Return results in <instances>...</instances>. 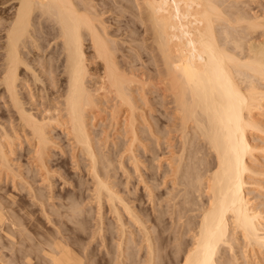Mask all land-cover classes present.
Listing matches in <instances>:
<instances>
[{
    "label": "bare ground",
    "instance_id": "obj_1",
    "mask_svg": "<svg viewBox=\"0 0 264 264\" xmlns=\"http://www.w3.org/2000/svg\"><path fill=\"white\" fill-rule=\"evenodd\" d=\"M132 1L131 7L136 8L132 14L145 26L139 38L130 35L131 31L138 32L132 21L123 30L107 22L119 4L125 5L122 0H0V97L5 107L0 111V176L12 178L23 188L26 183L33 198L45 205L54 195L50 156L59 144L53 133L59 128L73 146L72 157L77 159L81 153L89 160L93 200L100 208L107 204L119 223L120 233L116 234L120 240L115 251L114 244L110 247L108 264H139L134 259L138 249L132 246L136 230L146 242L147 264H160L169 258L156 242L163 236L165 213H170L174 227L168 238L172 239L171 246L177 241L173 250L178 264L238 262L232 254L233 258L228 256L224 261L222 254L225 246L234 250L239 239L245 243V252H263L264 217L249 198L247 185L251 174L261 173L253 163L257 144L252 134L264 133V123L256 116V111H264V91L254 83L264 82V38L254 42L249 35L251 29L264 27V18L249 17L244 6H238L242 0ZM142 48L149 57L147 63L141 61ZM244 48L248 53L240 56L236 50ZM39 95L49 103H39ZM106 111L111 122L108 127L112 125L121 138L119 142L114 138L110 148L109 131L113 128H106L104 138L99 135L103 139L95 138L93 131L97 118L106 119ZM142 114L147 115V123H143L147 130L140 126L145 120ZM162 115L167 117L166 124ZM144 132L148 137L143 138L152 143V157H160L159 168L163 165L161 157L166 155L164 172L157 175L156 165V173L151 174L157 179L155 185L171 180V187L177 190L170 193L174 194L171 205H161L163 209L155 194L158 204L152 207L154 214L149 210L146 215L142 205L136 209L132 197L117 188L121 178L109 173L116 165L112 163L114 156L110 157L115 154L111 145L122 142L120 148L116 145L120 155L115 154L120 158L115 159L117 164L125 168L129 180L133 171L140 181L145 180L146 169L142 173L144 163L141 165L136 151L137 145L144 143L140 137ZM99 140H104L103 147ZM164 144L169 151L161 153ZM23 148L30 168L45 185L38 191L31 181L34 177L23 173L16 163L24 155ZM126 154L134 170L127 166ZM119 167L115 168L118 172ZM147 181L151 180L144 183ZM151 186L147 188L152 196L156 186ZM4 193L0 194V227L7 224L12 228L16 222L2 202L8 198L5 200L13 208L18 198L9 191ZM125 214L130 228L136 226L129 234L135 252L124 249L129 223ZM148 220H152L153 232L146 224ZM186 234H191V239L183 243ZM7 237L10 243L15 241L13 232ZM49 244L51 249H42L44 262L37 264H86V259L66 242L52 239ZM25 256V264H35ZM1 260L0 264L6 263Z\"/></svg>",
    "mask_w": 264,
    "mask_h": 264
},
{
    "label": "rangeland",
    "instance_id": "obj_2",
    "mask_svg": "<svg viewBox=\"0 0 264 264\" xmlns=\"http://www.w3.org/2000/svg\"><path fill=\"white\" fill-rule=\"evenodd\" d=\"M109 1L112 2V0H109ZM119 2L121 3V0H119ZM221 2L222 1H220V3ZM242 3H243V5H242ZM109 4L110 3H108V5ZM122 4L123 5L125 4V5L121 6L119 4L120 8L116 7V10L112 11L111 14H109L110 16H107V22L109 21L108 24L111 23L112 26H116V25H118L119 27L121 26L120 29L123 30L124 29L123 26H125V24L127 22L132 21L136 24L135 28L138 29V32L133 31V33H132V31H131L130 35L132 36V34H133V37L139 38L140 32H142L144 30L145 26H144V23H142L137 17H135V15H133V14H136V8L131 7V5H134V2L132 0H124V1L122 0ZM239 4L240 5H238V6H240L241 8H243V6H244L245 12L247 11L246 13H248L249 17H251V18L258 17L259 19L264 18V0H245V1L242 0V2H239ZM111 5H112V3L110 4V6ZM126 5H128V6H126ZM125 6H126V8H125ZM222 6L224 7V5H222ZM127 7H129V8H127ZM225 7H226V5H225ZM226 8H228V7H226ZM234 9H238V8L234 7ZM118 10H120V11L118 12ZM134 20H136L137 23ZM131 29H133V28H131ZM249 38L254 42H259L261 39L264 38V27L261 26V27H258L257 29H253V30L251 29ZM143 50L144 49L142 48L141 53L142 54L144 53V54L143 55L141 54V56H142L141 61L143 59V61L146 62L148 60H145V59H149V57L147 55V52L145 53V51H143ZM236 52L240 56H244L246 53H248V50L245 48L243 50L237 49ZM141 61H139V62L141 63ZM139 62H137V63H139ZM140 63H139V65H140ZM135 64H136V62H135ZM136 65L138 66V64H136ZM147 65L149 66L150 64H147ZM138 67H137V69H138ZM141 67H140V69H141ZM143 67H145L144 68L145 70L148 69L146 66H143ZM144 69H141V70L145 71ZM251 79L255 80L254 78H251ZM256 81H258V80H256ZM256 81L254 83H257L259 88L262 91H264V82H262V81L256 82ZM246 84H248V83L245 82V85ZM39 96L37 98H38V102L40 103L44 98L42 99L41 96H40L41 98H39ZM151 96H153V95H151ZM43 101L46 102L47 100H43ZM46 103H49V102H46ZM3 106H4V99H2L0 97V111L5 109V107H3ZM109 108H111V107H109ZM104 113H105L104 115L106 117L105 120L102 118L100 119V117L95 120L96 125L94 126L95 128L93 129V131L98 132V134H96V132H94L96 134V135L94 134L95 138H96V136H98L100 139H103L104 138L103 136H105V134H108V130H106V128H108L109 130L111 128H113L112 125L109 126L110 128L107 125V124L111 123L109 120L110 115H109L108 111H106ZM146 116H147L146 114H142L141 119L144 118L145 120L144 119L143 120L146 121V118H145ZM256 116H257V118H260V120H262L264 123V111H256ZM107 117H109V118H107ZM162 118H163L162 121L166 124L167 117L165 115H162ZM144 121L142 123H140V124H142V125H140L141 127L142 126L144 127L145 124L147 123V121L146 122H144ZM143 123H145V124L143 125ZM146 127H144L145 130H147ZM144 128H143V130H144ZM103 130H104V132H103ZM114 130H115V128H113L109 131V133L111 132L112 134L110 133L111 134L110 135L111 139L109 140L110 143L108 144V142H107L108 148H110L109 147L110 144H113L114 138L118 142L121 141V138L117 135L118 133L115 134L116 131H114ZM139 131H142V130L139 129ZM105 132H107V133H105ZM113 132H114V134H113ZM53 133L55 136L57 135L56 138H57V141L59 142L58 146L55 147V149H53L51 151V156H50V160H52V162H51L52 164H50V166L52 167L51 170H52V181L54 183V186H53L54 195L50 199L45 200V202H46L45 205H41L39 201H36L33 198V196L29 193L28 187H26V183L25 184L23 183L25 185L23 188V186L20 184H14L12 181V178H8V179L4 178L3 179L0 176V186L3 187V188L0 187V188H2V190L0 191V194L4 195L5 194L4 192L8 193V191H9V192L15 194L18 198V202L15 203V205L13 204V208L8 206L10 203V202H6V200L8 198L7 199L5 198L6 200L3 198L4 201L2 203L5 204V205L4 204L3 205L6 207V211L8 212V214L14 218L16 225L13 226L12 228L8 227L7 224L3 225V227H0V259H2L4 261V263L6 262L5 264H25L23 257L25 255H29L34 260L35 264H37V262L42 263L41 260H43V259H41V258H44V255H43L44 253L42 252L43 247L46 249H51L49 242L52 239H60L64 243L66 242L67 245L69 244L70 247L74 248V250L77 253L82 255L84 257V259H86L85 260L86 264H88V262H89V264H108L107 258L110 254L109 249L112 246V244H114V245H116V246L113 245L114 251H115V249L117 248V245H118L116 243H118L120 240L119 234L118 233H117L118 235L116 234V232H118L120 230L119 223L115 222L116 221L115 215L113 212H111V210L107 204H105V206H103L102 207L103 209H102V208L97 206L98 204L95 203L96 201H94L92 198V194H91V192H92L91 188L92 187L91 186L93 185L94 182L91 180V177L88 174L89 172L87 169H89L88 167H90V166H88L89 160L87 159V157H85V156L83 157V156H81L82 154L79 153V156L77 157L78 160L76 158H73L72 157L73 156V150H72L73 146L69 143L68 137L66 136V134L62 131V129H59V128L55 129ZM101 133H103L104 135ZM141 133L142 132H140V134ZM144 133H146V132H144ZM144 133L142 136H140L141 140H142L144 135L146 137H148V134L147 133L144 134ZM254 133L252 134V137H253L252 140L254 139V141H253V142H255L254 144L255 145L257 144V154L255 155L256 157L254 156L255 159L253 158L254 162L253 161L252 162L257 167L256 168L257 170H258V168L260 169L259 171H261V173L260 172L258 173V171L255 170V171H257V173L256 174L253 173L254 175L251 174L253 176L250 175V179L252 181H250L251 183H249V185H247V187H248V191H249L248 192L249 198L253 201L254 207L255 208L257 207L256 208L257 210L260 209L258 211H260V213H262V216L264 217V133H262V132H254ZM99 135H101L103 138H101V136H99ZM98 137H97V139H98ZM146 137H145V139L143 138L144 139L143 144H145V145L141 144L142 142L140 141L141 143H139L137 145L136 151L139 152V153H137L138 157L139 158L141 157V160H140V162H142L141 165H143V163H144V165H146V166L143 165L144 170H141L142 173L146 172L145 173V180L148 179L154 183L153 184V183H151V181H147L148 184L147 183L146 184L148 186H149V184H150V186L153 185V186H151V188L152 187L154 188L158 182L155 183L157 179L155 180V175H153L154 176V179H153L151 174H153L152 172H154V174L156 173L155 172V171H157L156 165L158 166V164L160 163L159 162L160 157H158L159 159L158 158L155 159L152 157L153 154H151V149H150V146H152V143L150 140L149 141L150 144H149L148 143L149 139H146ZM99 141H98V143H102V144H99V146L102 145V147H103L102 141H104V140H99ZM120 143L122 144V142H120ZM120 143L116 144L119 148H120ZM116 145L115 146L111 145V151H112V147L113 148L115 147V149H114L115 154L120 156L116 151L118 148ZM146 145H149V146H146ZM144 146H146V148L147 147L148 148L145 149ZM164 146H163L164 149H162V147H161L162 150L160 149L161 153H162V151L164 152V150L167 151L169 149V148H166L167 147L166 144H164ZM143 147L146 150V153H145V150H143ZM19 149H18V152H19ZM105 150L107 151L108 149L105 148ZM23 151H24L23 152V154H24L25 153L24 148H23ZM111 151H109V153ZM20 152H22V151L20 150ZM118 152L121 153L122 151L121 152L118 151ZM112 154H113V151H112ZM115 154L110 156V157L113 158V156H114V158L116 159L118 156H116ZM109 155H111V153ZM165 157H166V155H164L163 158L161 157V159H162L161 161H163V165L160 168L158 166V168L160 169V170L158 169V171L160 173H158V171H157V175L162 174L164 172L163 169H165V166L167 165L166 164L167 161L165 160ZM127 158L129 159V156L126 154L124 160H125L127 166L130 167L131 170H134L133 161L131 159L128 161ZM20 159H19L20 161L18 160V162H16V163L19 164L21 171L23 173L26 174V172H27L29 176L34 177V180L32 179L31 181H32V183L34 182L33 184L35 186L36 191H38L39 187L45 186L44 184H42L43 182L41 180L40 175H38L37 172H35L34 170H32V168H30L31 166L29 165V159H28L27 155L24 154ZM115 159H113L114 161L112 163L114 165L116 164L115 165L116 167L111 166V168H109V171L111 170L109 173L112 176L117 175L116 176L117 178L118 177L121 178L120 180H118L115 177V179H117V183H118V181H119V183L121 182L120 183L121 185L118 183V186L120 185V187L117 186V188L118 189L120 188V190L124 191L125 193L127 192L128 193L127 195H130L132 197V198H130V196H128L127 199L130 198L132 201L131 203L133 205L136 204L135 205L136 209H137V207L138 208L142 207L143 208L142 210L145 213V215L149 210H150L149 211L150 213L151 212L153 213L154 211H152V210H153L155 204H158V201H156V200L157 199L159 200V198H160V200H159L160 201V203H159L160 207L168 206L170 201H172L173 195H174V194H172V196H171L170 193H174V192L176 193L177 192L176 188L171 187V186H173L171 180L165 184L160 183L161 185L158 186L159 189L156 186V189L152 190V193L154 195L152 194V196H151L150 190H148V188H147L148 186L144 183L145 180H143V181L141 180L142 181L141 182L140 178L138 176V173H136L135 171H133V172H135V174H132L133 172H129L130 175H132V176H130L131 180H129L130 178L128 179V177H127L128 174L124 171L125 168H120L119 164H117V163H119V161H117V160H120V158H117V160H115ZM151 159L152 160L155 159V160L150 161ZM131 161H132V163H131ZM21 163H22V165H21ZM150 163L151 164L154 163L155 165L153 164V166L151 167ZM78 164H80V165H78ZM114 167L115 168L119 167L118 168L119 172ZM140 168L142 169V166ZM104 169L106 170V168H104ZM145 169H146V171H145ZM143 171H145V172H143ZM114 172H115V174H113ZM137 179H138V182H137ZM78 181L80 183L83 182V184L78 183ZM127 181H128V183H127ZM18 183H19V181H18ZM144 185H146V186H144ZM125 193H123V194L125 195ZM155 194H157V196H155ZM158 195L161 197H159ZM154 196H155V198H157L156 200H154L155 199V198H153ZM125 197H126V195H125ZM1 199H2V197H1ZM140 199H142V200H140ZM155 201L157 203H154ZM6 204H7V206H6ZM74 204H76V205H74ZM152 204H153V206H152ZM138 205H142V206L139 207ZM170 205L171 204H169V206ZM144 207H145V209H144ZM77 209H79L80 211ZM162 209H163V207H162ZM144 210H146V212ZM98 211H99V213H98ZM150 213H149V215H152ZM125 217H127L126 220L129 222L128 216L126 215ZM144 218H146V216ZM101 219H102V221H101ZM162 219H163L162 224H163L164 230L162 229L161 236L162 235L163 236L161 237V239L159 241H156V242L157 243L160 242L159 244H161V247L163 246L162 251L163 252L165 251V254H169L170 256H169V258L161 260L160 264H168V263L178 264L177 258H175V254H176L175 253V250H176L175 247H177V241L175 240L176 241L175 246H171L172 239L169 237L170 238V241H169V238H168V236L169 235L171 236L173 233V230L171 231L170 229H174V227L171 228L172 224L170 223L171 222L170 213H165L163 215ZM127 221H126V223H127ZM112 224H114L115 226ZM129 224L131 225L130 222L126 225V227L128 226L127 227L128 229L126 228L128 231L127 232L128 238H126L127 242L125 241V243H124V246H125L124 249L126 248L125 249L126 252H129V251L132 252V249H133L132 246L136 247L135 249L136 250L138 249V251L136 253V254H138V255H136V257L138 259L137 258H134V259H136V262L138 261L139 264H147L148 260L146 259L147 257L145 256V254H146L145 239H144V241H143V239H141V237H142L141 233L139 235V231L136 230V226H133L130 228ZM146 224L149 225V227H150V225H152V220H150V221L148 220V222H146ZM169 225H170V227H169ZM109 226H111L110 227L111 229L109 228ZM167 226H168V228L166 229ZM151 229L152 228L150 227V231H151ZM134 230H136V232ZM131 231L135 232V233L133 232V236H134L133 240L136 239L133 242L132 246H131L132 242L129 241V239H130L129 234ZM10 232H13V234H14L13 238L15 241H13V243H10L9 238L7 237V235L10 234ZM151 232H153V230ZM119 233H120V231H119ZM153 234L154 233H152V235ZM184 237H185V239L184 238L182 239L183 243H185V241L188 242L191 239V234H186V236H184ZM48 239H50V240H48ZM239 241L235 242L236 244L234 246V250H230L229 246H225L226 247L225 249L227 251L224 249L225 250L224 252L225 253L227 252V253L225 256V253L223 252V254H222L223 259L222 260L225 261L226 257H228V256L230 257L232 254V256H234V259H235V257H237V260H238V262L236 261V259H235V261L232 260V262H234L233 264H238V263L239 264H241V263L242 264H254L255 262H256L255 264H264V261H263L264 260V256H263L264 251L263 252L261 251V253H257V254L253 253L256 256L255 257V256H253L252 252H248V251L245 252L244 250H246V247L244 245L245 244L244 241H242L240 239H239ZM168 242H169V244H168ZM165 244H167V245H165ZM242 245H244V246H242ZM39 246H41V247H39ZM129 246H131V247H129ZM165 246H167L166 249H165ZM182 246H185V245H182ZM244 247H245V249H244ZM135 249H133L134 252H135ZM173 249H175V250H173ZM171 252H173V253H171ZM244 252L246 255L244 254ZM259 254H261V255L263 254L262 255L263 258L262 257L260 258L261 255H259ZM244 255H245V257H244ZM257 255H259V256H257ZM127 256L129 257V254H127L126 257ZM174 259H175V261H174ZM249 259H250V262H249ZM43 262H44V260H43ZM116 262H118V261L116 260Z\"/></svg>",
    "mask_w": 264,
    "mask_h": 264
}]
</instances>
